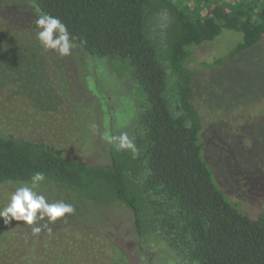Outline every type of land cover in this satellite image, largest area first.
<instances>
[{
    "label": "trees",
    "instance_id": "16d2710c",
    "mask_svg": "<svg viewBox=\"0 0 264 264\" xmlns=\"http://www.w3.org/2000/svg\"><path fill=\"white\" fill-rule=\"evenodd\" d=\"M42 14L68 26L79 59L87 52L130 60L129 76L143 95L132 127L122 131L140 156L110 146L108 160L90 164L0 128V193L9 198L15 186L42 172L75 207L38 235L23 221L6 224L8 238L24 237V259L14 264H133L112 227L96 220L98 207L129 210L138 248L157 255L148 264L171 261L159 252L162 242L176 264H264V211L246 213L214 181L196 99L200 65H189L192 47L224 29L242 32L243 40L218 65L264 41V0H0V20L26 16L32 36ZM0 255L9 254L0 248Z\"/></svg>",
    "mask_w": 264,
    "mask_h": 264
},
{
    "label": "rangeland",
    "instance_id": "374dc122",
    "mask_svg": "<svg viewBox=\"0 0 264 264\" xmlns=\"http://www.w3.org/2000/svg\"><path fill=\"white\" fill-rule=\"evenodd\" d=\"M6 5V10L12 7ZM27 20L22 15L0 20V128L50 142L66 155L90 164L108 160L110 145L102 139L104 133L117 135L131 128L143 95L141 85L129 76L130 60L100 58L84 51L87 58L79 59L74 45L69 56L45 51L32 36ZM242 40V32L224 29L214 41L192 47L189 65H200L196 99L205 157L214 181L228 198L257 217L264 211V41L223 65L216 62ZM42 50L47 58L43 59ZM207 62L213 65L206 68ZM39 191L50 202L60 197L72 204L63 199L66 192L44 181ZM3 204L0 200V208ZM123 209L98 207L96 220L100 218L104 228L112 227V238L122 244L133 264H148L150 258L156 261V253L151 257L138 248L133 217ZM8 235L0 218V248L9 254L0 255V264L24 259L19 253L24 237ZM157 247L163 260L173 261L167 264H176L168 244ZM12 250L16 253L10 254Z\"/></svg>",
    "mask_w": 264,
    "mask_h": 264
},
{
    "label": "clouds",
    "instance_id": "9594fccd",
    "mask_svg": "<svg viewBox=\"0 0 264 264\" xmlns=\"http://www.w3.org/2000/svg\"><path fill=\"white\" fill-rule=\"evenodd\" d=\"M35 26L40 29L36 33V38L42 49L55 51L61 57L72 54V37L68 26L60 18L42 14L35 21ZM102 139L115 151L128 150L133 159L140 156V149L126 131L118 135L106 131ZM44 180V173L36 172L31 176L30 181L15 186L7 203L0 208V218L4 219L5 224H10L12 220L23 221L26 225L32 226L33 235H38L48 224L55 223L66 214L75 212L74 205L63 200L50 202L39 191L40 183ZM39 221H45V223L41 226Z\"/></svg>",
    "mask_w": 264,
    "mask_h": 264
}]
</instances>
